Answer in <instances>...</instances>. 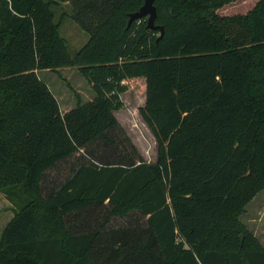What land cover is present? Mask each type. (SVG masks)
Returning <instances> with one entry per match:
<instances>
[{
  "label": "trees",
  "instance_id": "trees-1",
  "mask_svg": "<svg viewBox=\"0 0 264 264\" xmlns=\"http://www.w3.org/2000/svg\"><path fill=\"white\" fill-rule=\"evenodd\" d=\"M0 0V264H264L241 220L264 189V0ZM89 34L75 54L53 6ZM77 66L95 96L62 112L38 71ZM157 143L116 116L128 81ZM69 164L64 179L47 174Z\"/></svg>",
  "mask_w": 264,
  "mask_h": 264
},
{
  "label": "rangeland",
  "instance_id": "rangeland-1",
  "mask_svg": "<svg viewBox=\"0 0 264 264\" xmlns=\"http://www.w3.org/2000/svg\"><path fill=\"white\" fill-rule=\"evenodd\" d=\"M259 0H233L219 8L220 15L245 14ZM55 21L60 23V33L67 40L69 51L75 55L89 40V34L71 18L69 4L60 3L53 6ZM147 20V18H146ZM39 76L51 87L60 100L62 110L90 98L93 88L90 82L81 74L77 66L62 67L57 70L43 69ZM122 106L116 110V116L128 135L142 153L144 159L153 162L157 159L156 139L143 121L139 109L145 104L146 93L138 81H128V89L121 94ZM74 105V106H75ZM69 164H63L47 174V179H64L68 175ZM14 212V203L0 192V229L8 222ZM241 220L256 234L264 244V189L247 205Z\"/></svg>",
  "mask_w": 264,
  "mask_h": 264
},
{
  "label": "water",
  "instance_id": "water-1",
  "mask_svg": "<svg viewBox=\"0 0 264 264\" xmlns=\"http://www.w3.org/2000/svg\"><path fill=\"white\" fill-rule=\"evenodd\" d=\"M144 17H147L148 28L161 30V36L164 34L163 26L156 24L157 7L155 6V0H145L143 6L138 11L131 13L128 26H130L135 20Z\"/></svg>",
  "mask_w": 264,
  "mask_h": 264
},
{
  "label": "crops",
  "instance_id": "crops-1",
  "mask_svg": "<svg viewBox=\"0 0 264 264\" xmlns=\"http://www.w3.org/2000/svg\"><path fill=\"white\" fill-rule=\"evenodd\" d=\"M144 91H145V93H146V90H145V89H144ZM54 93H55V92H54ZM55 95H56V93H55ZM56 96H57V95H56ZM94 96H95V93H94L90 98L85 99L84 102L89 101V100H92V99L94 98ZM57 98H58V97H57ZM58 100H59V98H58ZM145 101H146V100H145ZM59 102H60V100H59ZM74 105H75V104L70 105V106H68V107L65 106V107H64V110H62V107H61V110H62L63 113H64V112H67L68 110H70L71 108H73ZM60 106H61V103H60ZM13 214H14V212H13ZM13 214H12V216H13ZM12 216L9 218V220L12 218ZM9 220H8V221H9ZM2 228H3V227H2ZM2 228H1V229H2ZM1 229H0V230H1Z\"/></svg>",
  "mask_w": 264,
  "mask_h": 264
}]
</instances>
